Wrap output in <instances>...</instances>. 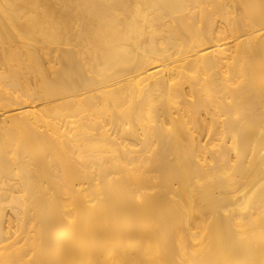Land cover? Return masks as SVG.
<instances>
[{"label":"bare ground","instance_id":"bare-ground-1","mask_svg":"<svg viewBox=\"0 0 264 264\" xmlns=\"http://www.w3.org/2000/svg\"><path fill=\"white\" fill-rule=\"evenodd\" d=\"M0 264H264V0H0Z\"/></svg>","mask_w":264,"mask_h":264}]
</instances>
